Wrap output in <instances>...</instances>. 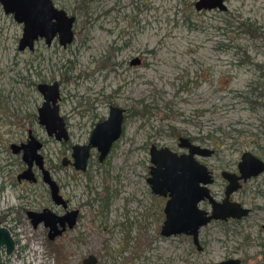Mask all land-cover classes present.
Returning a JSON list of instances; mask_svg holds the SVG:
<instances>
[{"label":"rangeland","instance_id":"obj_1","mask_svg":"<svg viewBox=\"0 0 264 264\" xmlns=\"http://www.w3.org/2000/svg\"><path fill=\"white\" fill-rule=\"evenodd\" d=\"M195 1L53 0L76 18L74 40L64 49L37 42L33 53L17 50L22 27L0 7V222L16 244L9 257L1 250L6 264H82L89 255L97 264H264V174L231 196L252 212L201 228L200 252L190 237L160 234L166 199L147 183L152 145L181 153L182 137L215 149L207 161L218 176L214 193L223 190L220 171L236 170L244 152L264 161V0H226V12H197ZM42 80L59 84L68 145L37 122ZM96 103L98 118H83ZM112 105L127 119L107 163L98 166L92 150L85 175L53 173L80 215L73 230L50 241L26 211L55 206L41 181L17 182L25 164L10 145L30 131L46 167L60 166ZM199 207L211 211L206 201Z\"/></svg>","mask_w":264,"mask_h":264},{"label":"water","instance_id":"obj_2","mask_svg":"<svg viewBox=\"0 0 264 264\" xmlns=\"http://www.w3.org/2000/svg\"><path fill=\"white\" fill-rule=\"evenodd\" d=\"M224 0H197L195 10L211 11L219 9L226 11L223 5ZM0 4L6 15H12L17 24L22 25V34L17 44V50L33 51L35 43L43 40L47 47H50L55 39L58 45L66 48L74 40L73 25L75 17L68 16L64 11L55 8L52 0H0ZM138 59L130 62L131 66L139 65ZM37 91L43 98L42 105L37 109L38 124L42 126L48 137H54L58 142L67 141L68 134L63 118L59 114L58 101L59 85L38 84ZM122 113L115 107L110 108L109 117L100 123L93 130L89 142L85 146H74L72 148L73 167L77 171H85L89 150L95 148L99 152V160L102 161L108 154L111 145L116 142L121 135ZM42 145L32 136L26 144L21 146L11 145L13 154L23 151L22 161L26 169L17 176V180L33 182V164L38 167L42 174V181L50 191L51 200L55 204L61 203L58 196V188L51 179L48 171L44 169L43 157L39 154ZM177 147L185 150V154L178 155L167 147L157 148L151 146L149 150L150 172L147 183L151 192L155 196L168 198L163 212V221L160 234L164 237L184 235L190 237L192 244L197 251L202 247L199 243V230L212 221H225L227 219L240 220L249 214V210L243 208L238 203H229V197L237 192L240 182H247L264 173V162L253 156L249 152L241 155L237 169L239 175L223 172L222 177L228 185L225 190V199L222 204H215L210 195L208 186L212 183L211 173L207 167L201 164L197 158H208L213 154V150L202 148L187 138H179ZM63 165L65 163L63 162ZM207 200L212 207V212H206L199 208V204ZM77 212L67 213L64 217L57 218L46 211L41 214L32 213L29 215L31 224L36 227L44 222L49 227L48 238L55 239L67 228L72 229L75 225ZM58 219L63 226L61 231L54 232ZM4 249L5 256H11L15 250V242L8 229L0 222V264H5L1 256ZM82 264H97V259L89 255L83 259ZM215 264H240L238 259H229Z\"/></svg>","mask_w":264,"mask_h":264},{"label":"flooded vegetation","instance_id":"obj_3","mask_svg":"<svg viewBox=\"0 0 264 264\" xmlns=\"http://www.w3.org/2000/svg\"><path fill=\"white\" fill-rule=\"evenodd\" d=\"M197 1V0H196ZM195 1V2H196ZM225 3H226V0H224L223 1V5L226 7V5H225ZM52 4H53V6L55 7V8H57V9H59V10H62V11H64L68 16H72V15H69L64 9H62V8H59V7H57L55 4H54V2H53V0H52ZM194 6H195V3H194ZM0 7L2 8V6H1V4H0ZM195 8V7H194ZM219 11V12H223V11H220L219 9H214V10H211V11ZM2 11H3V8H2ZM201 11H207V10H201ZM200 11V12H201ZM226 11H227V7H226ZM226 11H224V12H226ZM3 13H4V11H3ZM5 14V13H4ZM6 15V14H5ZM7 16H11L12 17V19H13V16L12 15H7ZM74 17V16H73ZM13 21H14V19H13ZM75 21H76V18H75ZM15 22V21H14ZM16 23V22H15ZM75 24V23H74ZM18 25H21V24H18ZM21 27H22V25H21ZM73 27H74V25H73ZM73 35H74V32H73ZM38 42H43L44 43V41L43 40H39ZM54 42H57L58 43V41H57V39H55L54 41H53V43ZM37 43V42H36ZM36 43H35V45H36ZM53 43H52V45H53ZM44 45H45V43H44ZM51 45V46H52ZM46 46V45H45ZM50 46V47H51ZM47 47V46H46ZM50 47H47V48H50ZM64 49V48H63ZM35 51V46H34V50L33 51H29V52H34ZM141 63V62H140ZM140 65V64H139ZM56 82V81H55ZM54 83V82H53ZM40 84H49V83H40ZM50 84H52V83H50ZM59 85V84H58ZM36 90H37V87H36ZM38 92V91H37ZM41 95V94H40ZM59 95H60V98H59V101H58V106L60 105V102H61V93H60V91H59ZM42 97V96H41ZM42 103H43V98H42ZM42 103H41V105H42ZM40 105V106H41ZM96 106H98L97 105V103H96V105H91V106H89L88 108H86V109H84L83 111H82V115H83V118H85V119H87V120H93V118H95V119H97L98 118V113H96V110H97V107ZM111 107H115V108H118V109H120V110H123V113H122V125H121V135H120V137H119V139L122 137V135H123V133H124V126H123V124L125 123V121H126V119H127V114H126V111L124 110V109H122V108H120V107H117V106H108V115H107V118L106 119H104V120H102V121H100V122H98V123H96L94 126H93V124H92V126H93V129H92V131H91V133H90V136H91V134H92V132H93V130L96 128V126L97 125H99L100 123H103L104 121H106L107 119H108V117H109V113H110V108ZM39 108V107H38ZM59 114H60V106H59ZM132 114H135L134 112L132 113ZM60 116H61V114H60ZM36 117H37V115H36ZM62 118H63V120H64V123H65V127H66V130H67V134H68V140L67 141H61V142H58V141H56L55 139H54V137H50V138H53L56 142H58V143H62L63 145H68L69 144V142H70V137H71V135H70V133H69V125H68V121L66 120V117H63V116H61ZM37 122H38V120H37ZM30 136H32V137H34L32 134H31V132L29 131L28 132V135H27V138H25V140H24V142H22V143H19V144H11V145H17V146H21V145H23V144H26L27 143V141H28V139H29V137ZM35 138V137H34ZM36 139V138H35ZM89 139H90V137H89ZM118 139V140H119ZM41 145H42V147H41V149L39 150V154L41 155V153H40V151L42 150V148H43V144L38 140V139H36ZM117 140V141H118ZM116 141V142H117ZM190 141V140H189ZM88 142H89V140H88ZM88 142L86 143V144H84V145H74V146H85V145H87L88 144ZM116 142H114L112 145H111V148H110V150H109V152H108V154L106 155V157L102 160V161H100L99 160V152L95 149V148H91L90 150H89V157H88V159H87V164H86V170L85 171H77L74 167H73V159H72V156H71V154H72V148L74 147V146H71L70 147V149H71V153H70V156H65V157H63L62 159H61V161H60V166L58 165V163H56V165H54V166H52L51 168H47L46 167V158H44L42 155V157H43V164H44V169L46 170V171H48L49 172V174H50V177H51V179L55 182V184L57 185V188H58V196L61 198V203L60 204H55L52 200H51V197H50V191H49V189L47 188V186L43 183V181H42V174H41V171L38 169V167H36V165L35 164H33V168H32V173H33V178L35 179V181H33V182H29V183H31V184H33V185H37L38 183H39V181H41L43 184H44V186L46 187V189H47V193L49 194V199H50V201L54 204V208L51 210V209H47V208H41L39 211H26V215L28 216V218H29V215L30 214H32V213H37V214H41V213H44V212H46V211H48V212H50L53 216H55V217H57V218H61V217H64L67 213H71V212H74V211H76L77 212V215H76V221H75V225L73 226V228L72 229H68L67 228V222L65 221V222H63V226H64V224H65V227H66V229H65V231H63V233L61 234V235H59V236H57L56 238H58V237H60V236H62L64 233H66V232H68V231H71V230H73L74 229V227L76 226V224H77V221H78V219H79V210L78 209H73L72 207H71V201H70V199H68L63 193H62V186L55 180V178L53 177V173H55L56 172V169L59 171V170H62V169H65V168H68V169H70V170H72V171H74L75 173H77V174H83V175H85L86 174V171L89 169V164H90V159H91V151L92 150H95L96 151V154H95V157H96V160H97V165L98 166H102V165H105L106 163H107V161L109 160V158H110V156H111V153H112V151L114 150V148H115V145H116ZM10 145V146H11ZM152 146H154V145H152ZM199 146V145H198ZM201 147V146H200ZM151 148V147H150ZM158 148V147H157ZM161 148V147H160ZM202 148H207V147H202ZM170 149V148H169ZM179 149V148H178ZM207 149H210V148H207ZM10 150H11V148H10ZM150 150V149H149ZM171 150V149H170ZM180 150V149H179ZM210 150H213V154L210 156V157H208V158H197V160L201 163V164H203V165H205L206 167H207V169H208V171L211 173V176H212V183H211V185L210 186H208V188H209V192H210V195L212 196V198H213V200L215 201V204H217V205H219V204H222V202L224 201V199H225V190H226V186L228 185V183H227V181L222 177V173L223 172H227V173H231V174H235V175H239V173H238V169H237V167H236V170H232V169H222L221 171H220V173H219V175H220V178L222 179V183H223V190L221 191V192H212V190H211V188H212V186H214L215 185V183H216V178L218 177L217 176V174L215 173V170L210 166V165H208L207 164V161L208 160H210V159H212V158H214V156H215V154H216V151H215V149H210ZM171 151H173V150H171ZM180 151H184V152H177V151H173V152H175V153H177L178 155H181V154H185L186 153V151L185 150H180ZM12 152V151H11ZM245 153V152H244ZM250 153V152H249ZM13 154V153H12ZM22 154H23V151L21 150L20 151V153L19 154H13V155H21V160H22ZM252 154V153H251ZM253 156H255L254 154H252ZM241 157V156H240ZM256 157V156H255ZM258 158V157H257ZM261 160V159H260ZM149 161H150V159H149ZM261 161H263V160H261ZM23 162V161H22ZM63 162L65 163V165H63ZM264 162V161H263ZM24 163V162H23ZM239 163V162H238ZM25 164V163H24ZM151 166V165H150ZM237 166H238V164H237ZM62 168V169H61ZM25 169H26V165H25ZM25 169H22L21 170V173L25 170ZM149 172H150V167H149ZM20 173V174H21ZM264 174V173H263ZM263 174H261V175H263ZM19 175V174H18ZM17 175V176H18ZM260 175V176H261ZM259 177V176H258ZM149 178V177H148ZM147 178V179H148ZM257 177H255V178H251V179H249V180H247V182L248 181H250V180H254V179H256ZM16 179H17V177H16ZM17 182L19 183V184H24V183H26L27 181H25V180H21V181H18L17 180ZM246 184V182L245 183H243V182H240V185H241V187H240V189L242 188V186L243 185H245ZM239 189V190H240ZM238 190V191H239ZM236 193V192H235ZM234 194V193H233ZM233 194L232 195H230V197H229V200H228V202L229 203H238V204H240L243 208H245V209H248L250 212H249V214L252 212V210L250 209V208H248V207H246L244 204H242V203H239V202H236V201H233L232 200V197L231 196H233ZM163 198V197H162ZM166 199V201L168 200V198L166 197L165 198ZM107 200V196H105V201ZM166 201H165V203H166ZM208 204H209V202L207 201V200H205ZM205 201H203V202H205ZM202 203V202H201ZM200 203V204H201ZM199 204V205H200ZM210 205V204H209ZM164 206H165V204H164ZM210 207H211V205H210ZM200 208V207H199ZM164 209V208H163ZM201 209V208H200ZM205 211V210H204ZM206 212H208V211H206ZM212 212V207H211V211L209 212V213H211ZM163 214H164V212H163ZM248 214V215H249ZM247 215V216H248ZM247 216L246 217H244V218H241L240 220H236V219H227V220H225V221H220V222H235V221H241V220H244L245 218H247ZM30 219V218H29ZM164 220H165V215H164ZM31 221V220H30ZM54 221L56 222V225H55V229H54V232H57V231H61L62 229H63V226L61 225V222L58 220V219H54ZM40 224H43V226L45 227V228H47V230H48V232H49V227H46L45 226V224H44V222H41ZM40 224H38V225H40ZM37 225V226H38ZM47 237H48V233H47ZM55 238V239H56ZM49 239V238H48ZM55 239H53V240H55ZM50 240V239H49ZM53 240H50V241H53ZM15 242V241H14ZM15 246H16V244H15ZM6 257H9V256H6ZM227 260H229V259H227ZM239 260V259H238ZM6 264V263H5ZM240 264H241V260H240Z\"/></svg>","mask_w":264,"mask_h":264},{"label":"bare ground","instance_id":"obj_4","mask_svg":"<svg viewBox=\"0 0 264 264\" xmlns=\"http://www.w3.org/2000/svg\"><path fill=\"white\" fill-rule=\"evenodd\" d=\"M40 257L36 258L34 261L36 262L37 259H39Z\"/></svg>","mask_w":264,"mask_h":264},{"label":"trees","instance_id":"obj_5","mask_svg":"<svg viewBox=\"0 0 264 264\" xmlns=\"http://www.w3.org/2000/svg\"><path fill=\"white\" fill-rule=\"evenodd\" d=\"M42 82H44V80H42ZM190 141H192V140H190Z\"/></svg>","mask_w":264,"mask_h":264}]
</instances>
